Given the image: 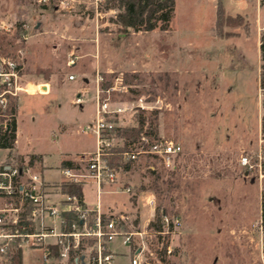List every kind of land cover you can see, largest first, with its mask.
Listing matches in <instances>:
<instances>
[{"label":"rangeland","instance_id":"374dc122","mask_svg":"<svg viewBox=\"0 0 264 264\" xmlns=\"http://www.w3.org/2000/svg\"><path fill=\"white\" fill-rule=\"evenodd\" d=\"M63 1L0 0V56L22 63L31 93L18 99V148L42 156L44 167L38 172L49 180L61 176V151L77 154L78 161L91 155L95 137L81 131L95 116L98 73L100 102L125 109L107 118L110 144L101 152L121 170L101 187L100 218L103 223L116 218L120 234L133 233L130 245L120 236L105 244L113 253L112 264H130V256L141 248L145 264H262L259 42L264 0H222L225 19L218 25L215 0H175L168 30L147 32L122 30L115 23L118 10H107V0ZM70 74L74 81L67 80ZM42 83L49 91L41 95L35 86ZM79 91L87 98L82 105L73 103ZM141 119L153 139L182 146L172 167L144 155L124 161L123 151L115 150L124 142L114 128L137 127ZM241 157L253 167H242ZM53 185V191L63 192L59 182ZM81 187L91 205L85 206L91 232L97 215L95 185ZM157 211L160 217H179V227L157 234L149 228ZM36 251L38 259L31 264H58ZM50 251L58 257L57 248ZM95 251L96 237L85 236L70 249L68 264H77L76 258L80 264L81 256L86 261ZM13 253L5 259L10 261Z\"/></svg>","mask_w":264,"mask_h":264},{"label":"built area","instance_id":"2783aa9c","mask_svg":"<svg viewBox=\"0 0 264 264\" xmlns=\"http://www.w3.org/2000/svg\"><path fill=\"white\" fill-rule=\"evenodd\" d=\"M64 2L60 0L61 4ZM75 60L76 57H73L68 64L73 65ZM22 69L21 62L12 57L0 56V135L10 130L13 122L16 126V113L11 112L12 103L15 102L17 108L19 96L22 93H30L29 84L23 81ZM75 79L76 76L73 74L67 76L69 81ZM101 80L102 77L97 73L95 116L93 121L83 128V132H91L94 135L95 151L87 157H79L78 163L72 167H62L60 169L62 179L59 182L60 185L83 186L88 182L95 185L97 197L95 229L91 232L87 230L88 209L78 195L53 191V183L35 172L27 161L12 154V148L0 147V258H6L13 252L40 250L45 259H50L52 256L50 245L53 244L58 249V257L61 260H68L70 249L77 248L85 236L93 234L96 237L95 255L86 261L84 256H81L80 264H84V261L85 264L87 262L112 264L113 255L103 254L104 244L110 243L118 236L122 238L123 244L132 243L133 233L120 234L117 231L118 219L111 218L103 223L100 218L101 187L105 183L115 181L121 170L120 165H112L101 157L103 148L110 144L107 139L110 128L107 118L125 110L121 107L109 109L107 101L100 102ZM35 88L39 94H46L49 91L48 84L44 83L36 85ZM85 102L87 98L84 92L79 91L75 94L74 104L82 105ZM182 151L180 143L174 140L158 138L148 141L143 136L139 145L132 144L122 152V156L124 161L129 162L136 161L141 155L150 156L159 160L163 166L172 167ZM239 163L245 168L253 167L248 157H241ZM57 197L59 199L56 200ZM68 213L75 215V221L68 222L66 218ZM260 223L258 228L262 233ZM161 224L163 230L156 233L164 235L177 229L180 219L177 216L169 218L162 215ZM137 234L142 236V233ZM142 253V248L133 253L130 256V264H145ZM259 253L264 264V243H259ZM75 260L78 264V259Z\"/></svg>","mask_w":264,"mask_h":264},{"label":"trees","instance_id":"16d2710c","mask_svg":"<svg viewBox=\"0 0 264 264\" xmlns=\"http://www.w3.org/2000/svg\"><path fill=\"white\" fill-rule=\"evenodd\" d=\"M106 9L118 10L116 14L115 23L125 32L133 31H152L159 29L161 31H167L174 15L175 11V0H107ZM224 7L222 0L217 1L216 10V25L222 22L224 17ZM259 52L261 59V77L260 86L264 88V32L260 36ZM264 94V93H262ZM262 108H264V100H262ZM11 112L16 113L15 102L11 105ZM143 119L138 121L137 127L133 128H114L116 136L120 137L124 144L123 147L115 149L116 151H125L127 145L134 144L136 141H140L141 137H146L148 141L154 140L152 133L148 129H144ZM15 131L16 126L13 122L8 132L0 135V147L1 148H13L15 142ZM33 159V157L31 158ZM32 163L30 160L29 165ZM62 167H72L74 163L69 160H62ZM116 165L117 164H113ZM119 166V165H118ZM126 165L123 164L122 167ZM62 191L68 194H76L82 199V189L77 184H63ZM66 218L69 223L75 221V215L73 213L66 214ZM107 222V221H106ZM105 223V222H104ZM261 225L264 229V196L261 199ZM149 228L155 231L162 230L161 217L158 211L156 212L155 221L149 223ZM104 244L103 254H108ZM12 264H22V255L18 251L13 253L11 257ZM70 261H73V256H70Z\"/></svg>","mask_w":264,"mask_h":264},{"label":"crops","instance_id":"0c3cea01","mask_svg":"<svg viewBox=\"0 0 264 264\" xmlns=\"http://www.w3.org/2000/svg\"><path fill=\"white\" fill-rule=\"evenodd\" d=\"M216 2L217 0H215V7H214V13H215V8H216ZM49 86V85H48ZM42 95V94H41ZM18 111H19V100L17 101V108H16V137H15V142H14V146L13 148L11 149V152L12 154H14L15 156H17L18 158H20L21 160H24V161H27L28 163L30 162V160H32V163L30 164L31 168L37 172L38 170H40L41 168H43V158L40 154H34V153H31V152H25V151H21L20 149L21 148H18V142H19V138H20V130H19V126H18ZM83 132V131H81ZM81 152H85V150H81L80 152H78L79 154ZM77 155V154H76ZM75 154L71 153V152H68V151H61L60 152V156H59V163L57 165L58 168H62V160H69V161H72L75 164L78 163V159H77V156ZM33 157V159H31ZM48 167V166H46ZM60 172V171H59ZM61 174V173H60ZM40 175L43 177V174L40 173ZM44 178V177H43ZM45 179V178H44ZM62 179V177L60 176L58 179H45L46 181L50 182V183H53V182H60ZM82 189V187H81ZM95 191H96V188H95ZM56 200L59 199V197L55 198ZM82 200H83V203H84V206H87V207H91V205L87 204L86 201L84 200V197L82 195ZM96 204H97V197H96V203L94 206H92L93 208L96 209ZM100 209H101V203H100ZM106 246V250L108 251V253L112 254L113 253L111 252L110 250V245ZM50 247L53 249L57 248L56 246H54L53 244L50 245ZM25 254L29 257L27 259V261L25 263H23V256H24V252L22 253V264H31L33 262H35L37 259H38V256L39 254L37 253V251H27L25 252ZM51 260H54L56 261L58 264H68V261L67 260H61L59 259L57 256H51L50 258ZM11 260H7L5 258H0V264H11Z\"/></svg>","mask_w":264,"mask_h":264}]
</instances>
